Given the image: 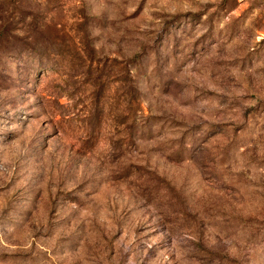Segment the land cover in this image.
<instances>
[{
    "label": "rangeland",
    "instance_id": "rangeland-1",
    "mask_svg": "<svg viewBox=\"0 0 264 264\" xmlns=\"http://www.w3.org/2000/svg\"><path fill=\"white\" fill-rule=\"evenodd\" d=\"M0 264H264V0H0Z\"/></svg>",
    "mask_w": 264,
    "mask_h": 264
}]
</instances>
